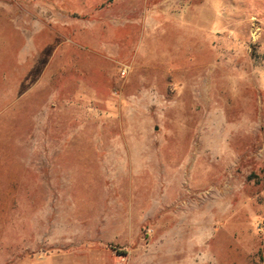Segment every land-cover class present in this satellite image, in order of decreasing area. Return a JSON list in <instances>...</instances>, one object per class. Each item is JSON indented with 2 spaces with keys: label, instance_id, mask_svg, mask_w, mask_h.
<instances>
[{
  "label": "rangeland",
  "instance_id": "obj_1",
  "mask_svg": "<svg viewBox=\"0 0 264 264\" xmlns=\"http://www.w3.org/2000/svg\"><path fill=\"white\" fill-rule=\"evenodd\" d=\"M261 258L264 0H0V264Z\"/></svg>",
  "mask_w": 264,
  "mask_h": 264
},
{
  "label": "crops",
  "instance_id": "obj_2",
  "mask_svg": "<svg viewBox=\"0 0 264 264\" xmlns=\"http://www.w3.org/2000/svg\"><path fill=\"white\" fill-rule=\"evenodd\" d=\"M146 150H149V149H132V150H123V152H119V154L123 155L121 156L118 160H119V163L121 164L122 168L123 169H127V172H125V177L127 178V180H129V183H128V186H130V188H132V179L138 177L140 178L141 177V174L139 172V170L141 168H145L143 167L144 165L146 164H149V162L152 160L153 161V158L150 159L149 157H145V155H148L149 156V153H146L145 151ZM84 153L85 155H89L88 158H84V159H79L81 162H82V165H85L87 164L88 162L89 163H92L95 159H92V155H97V151L94 150V149H84ZM135 170L136 173H131V171ZM140 176V177H139ZM131 184V185H130ZM129 188V190H130ZM129 193V191H128ZM129 208V207H127ZM126 208V209H127ZM137 209L135 206L134 208H132V210L130 211L129 209L128 210V217L129 218H134V216H137L138 215H135L136 212H137Z\"/></svg>",
  "mask_w": 264,
  "mask_h": 264
},
{
  "label": "built area",
  "instance_id": "obj_3",
  "mask_svg": "<svg viewBox=\"0 0 264 264\" xmlns=\"http://www.w3.org/2000/svg\"><path fill=\"white\" fill-rule=\"evenodd\" d=\"M126 74V71L124 70L123 72H122V76H124Z\"/></svg>",
  "mask_w": 264,
  "mask_h": 264
},
{
  "label": "trees",
  "instance_id": "obj_4",
  "mask_svg": "<svg viewBox=\"0 0 264 264\" xmlns=\"http://www.w3.org/2000/svg\"><path fill=\"white\" fill-rule=\"evenodd\" d=\"M261 261L263 262L264 261V258H261Z\"/></svg>",
  "mask_w": 264,
  "mask_h": 264
}]
</instances>
